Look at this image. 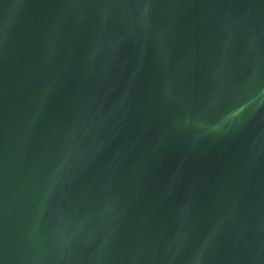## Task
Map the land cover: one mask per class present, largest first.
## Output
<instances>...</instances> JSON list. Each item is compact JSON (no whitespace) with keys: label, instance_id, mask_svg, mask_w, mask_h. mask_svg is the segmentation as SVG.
Segmentation results:
<instances>
[{"label":"water","instance_id":"1","mask_svg":"<svg viewBox=\"0 0 264 264\" xmlns=\"http://www.w3.org/2000/svg\"><path fill=\"white\" fill-rule=\"evenodd\" d=\"M0 264H264V0H0Z\"/></svg>","mask_w":264,"mask_h":264}]
</instances>
